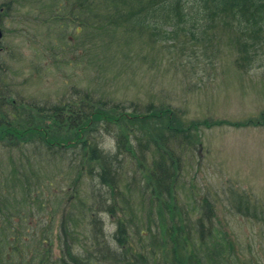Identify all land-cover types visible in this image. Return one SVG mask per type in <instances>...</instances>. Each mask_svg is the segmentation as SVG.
<instances>
[{
  "label": "trees",
  "instance_id": "trees-1",
  "mask_svg": "<svg viewBox=\"0 0 264 264\" xmlns=\"http://www.w3.org/2000/svg\"><path fill=\"white\" fill-rule=\"evenodd\" d=\"M69 3L47 24L84 33L92 49L114 31L125 39L143 32L155 42L182 39L206 53L227 38L242 64L256 60L264 40V0ZM159 108L84 90L26 103L0 83V264H241L227 227L207 222L214 215L209 200L194 202L190 212L179 197L185 159L202 146V128ZM105 136L114 138L111 152L102 148ZM54 165L60 171L47 177ZM97 180L108 189L102 200L87 190ZM196 211L201 222L191 221ZM43 212L47 219L39 221ZM101 214L113 219L114 233Z\"/></svg>",
  "mask_w": 264,
  "mask_h": 264
},
{
  "label": "rangeland",
  "instance_id": "rangeland-1",
  "mask_svg": "<svg viewBox=\"0 0 264 264\" xmlns=\"http://www.w3.org/2000/svg\"><path fill=\"white\" fill-rule=\"evenodd\" d=\"M71 3L0 0V83L26 103L95 91L114 102L152 104L156 110L168 106L188 125H200L202 146L185 159L179 197L190 212L194 202L209 200L214 215L205 218L227 227L240 263L264 264V40L256 60L242 64L240 51L227 38L206 53L182 39L155 42L147 32L125 39L114 31L92 49L84 33L47 24L60 6ZM114 144L112 136H105L102 148L111 152ZM60 168L54 165L45 174L52 177ZM88 189L94 200L107 197L98 180ZM248 204L257 214L238 211ZM45 214L39 221L47 219ZM37 215L29 216V223ZM191 216L201 222V212ZM100 217L106 232L114 233L113 219Z\"/></svg>",
  "mask_w": 264,
  "mask_h": 264
},
{
  "label": "water",
  "instance_id": "water-1",
  "mask_svg": "<svg viewBox=\"0 0 264 264\" xmlns=\"http://www.w3.org/2000/svg\"><path fill=\"white\" fill-rule=\"evenodd\" d=\"M3 38V32L0 30V40Z\"/></svg>",
  "mask_w": 264,
  "mask_h": 264
}]
</instances>
